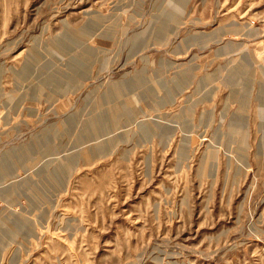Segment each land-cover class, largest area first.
<instances>
[{
  "label": "rangeland",
  "instance_id": "obj_1",
  "mask_svg": "<svg viewBox=\"0 0 264 264\" xmlns=\"http://www.w3.org/2000/svg\"><path fill=\"white\" fill-rule=\"evenodd\" d=\"M0 264H264V0H0Z\"/></svg>",
  "mask_w": 264,
  "mask_h": 264
},
{
  "label": "bare ground",
  "instance_id": "obj_2",
  "mask_svg": "<svg viewBox=\"0 0 264 264\" xmlns=\"http://www.w3.org/2000/svg\"><path fill=\"white\" fill-rule=\"evenodd\" d=\"M101 121V120H100ZM101 123V122H100ZM91 125L92 126H95V124L93 123H91ZM105 127V126H104ZM113 133V132H112ZM97 134H98V132H97ZM89 153V154H88ZM87 154H88V156H89V158H91L92 157V155H93V153L92 152H88Z\"/></svg>",
  "mask_w": 264,
  "mask_h": 264
}]
</instances>
